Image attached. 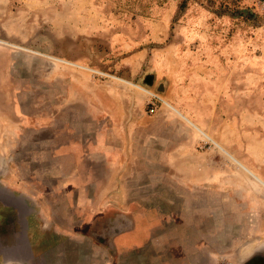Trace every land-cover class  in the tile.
Here are the masks:
<instances>
[{"label": "rangeland", "instance_id": "374dc122", "mask_svg": "<svg viewBox=\"0 0 264 264\" xmlns=\"http://www.w3.org/2000/svg\"><path fill=\"white\" fill-rule=\"evenodd\" d=\"M88 84L142 100L116 137L125 152L113 192L158 210L159 230L184 244L129 247L112 231L125 219L113 224L111 201L97 199L106 186L66 184L75 169H61L54 149L96 124L90 106L67 99ZM143 90L162 100L152 112ZM227 152L264 177V0H0V264H264L263 201L247 210L214 189L202 211L172 184L177 160L193 174L212 160L239 169Z\"/></svg>", "mask_w": 264, "mask_h": 264}, {"label": "crops", "instance_id": "0c3cea01", "mask_svg": "<svg viewBox=\"0 0 264 264\" xmlns=\"http://www.w3.org/2000/svg\"><path fill=\"white\" fill-rule=\"evenodd\" d=\"M88 85L92 88L91 90L85 86L76 87L78 93H82L80 95L83 96V98L77 97L67 99L70 102H82L83 104L90 106L89 111L87 110L89 112L88 120L90 122H96V124L94 127L89 128L87 132L84 131L83 134L80 135L74 136L73 133L67 132L65 141L62 142L58 149H54L55 152H59L62 156L60 162L61 169L65 167L68 168V165L69 169H75V182L73 180L71 183L66 182V184H77L78 186L104 184L106 187L104 188V192L101 193L103 196L97 194V199L111 201V204L114 207V210L111 211L113 224L116 217L125 219L122 226L119 228L114 226L112 231L115 233L114 235H121L118 237L129 247L138 248L153 243L157 248H169L170 246L165 245H172L171 248L175 249L177 247L176 244H184L180 240H174L173 237L171 239L170 236L165 235L166 230H159L162 225L158 210L150 208L137 209L136 206H132L134 203L131 197H126L125 192H123L122 195L120 192H117L116 194L113 192V189H116V186L122 183L119 178L121 175L118 177L119 179H117L116 169L117 163H120V160L116 154L119 151L125 152V149L122 147L124 145L123 141H121L120 144H117L116 137H122L126 127H129L132 122L135 121L138 109L143 105L142 100L140 102L133 98L130 91L117 85L106 87L92 84ZM106 89H111V93L109 94ZM185 117L191 120L186 115H184V118ZM163 120L172 124L173 135H179V132H176L179 130V124L177 123L179 120L177 116L167 115ZM102 121H104V123H101ZM193 123L195 125L190 123L193 127L196 129H198L197 127L200 128L195 122ZM199 131L206 135L203 130L200 129ZM206 138L212 141L209 136H206ZM180 148L179 144L173 147L171 149L172 154L179 153ZM161 152L163 153V149ZM232 156L234 159H232L230 155L228 157L239 166V169L237 168L235 170L225 164L222 165L221 162L212 160L209 161L208 164L204 163V166L200 167V169H202L201 172H197V174L191 173L193 166H191L192 164L190 160L183 162L179 160H177V162L173 161L172 169L174 171L172 184L179 189L177 193L181 192L185 199L191 203L196 201L201 202L203 204L202 211H205L208 208H206L205 203L210 200L208 196L214 189V191H218L222 195H237V198H235L234 201L237 202L243 200L245 203L242 204L243 209L248 210L256 205V208H260L262 201L264 202L263 175L254 171L262 178L258 177L256 174L252 173V169L251 171L249 167L242 166L239 164L241 163L240 160L234 155ZM1 163L4 164V160H2V162L0 160V166H3ZM94 164H98L100 167L97 169L94 167ZM97 171L99 172L96 173ZM13 177L10 178L7 174H5V176L3 175L2 183L5 186L15 185L16 180H14ZM23 182L26 183V185L35 187V183L30 179ZM248 190L249 192L247 193ZM251 190L257 193L253 194ZM83 196L84 194H81L78 197L75 196V200H79ZM257 196H262L263 199H257ZM196 207L200 208V205ZM41 211H43V217L45 209ZM192 215L200 216L202 214L200 211L199 214L193 212ZM21 216L22 218L27 217L28 221L30 219L29 212H23ZM32 224H34V222H29L28 231L31 229L34 230L32 227L34 225ZM42 225L45 227L46 222L44 221ZM157 230L158 232H156ZM153 232L157 233L158 237L156 241L153 240ZM175 255L176 257L179 256V252Z\"/></svg>", "mask_w": 264, "mask_h": 264}, {"label": "built area", "instance_id": "2783aa9c", "mask_svg": "<svg viewBox=\"0 0 264 264\" xmlns=\"http://www.w3.org/2000/svg\"><path fill=\"white\" fill-rule=\"evenodd\" d=\"M76 66L79 67V68H83L85 70L90 71V74L91 75L97 76L98 78H102V79H108V78H110V79L117 80L119 82L120 81L123 82L121 79H119L121 77L115 76L113 74L105 73L103 71H100V70H97V69H94V68H90V67H87V66H84V65H76ZM125 84H127V83H125ZM132 86H134V85H132ZM135 87H137V86H135ZM137 88H139V87H137ZM139 89H141V88H139ZM144 92H146V91H144ZM146 93L150 96V98L147 100V104L149 105L148 111L149 112H152L153 109L155 108V102H157V101H161L162 102V100H161L160 97H158L156 94H154V93H152L150 91L149 92H146ZM202 143H203V145L207 144L208 146L213 145V146L217 147L211 140L205 138L204 136H202Z\"/></svg>", "mask_w": 264, "mask_h": 264}, {"label": "bare ground", "instance_id": "6f19581e", "mask_svg": "<svg viewBox=\"0 0 264 264\" xmlns=\"http://www.w3.org/2000/svg\"><path fill=\"white\" fill-rule=\"evenodd\" d=\"M187 119V118H186ZM188 120V119H187ZM228 155H230V157H232L234 159V157L232 156L233 154H231L230 152H227Z\"/></svg>", "mask_w": 264, "mask_h": 264}]
</instances>
